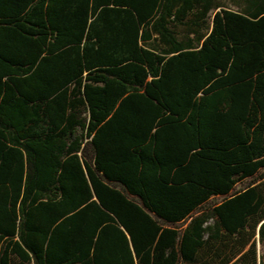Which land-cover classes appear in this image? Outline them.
Instances as JSON below:
<instances>
[{"label":"trees","instance_id":"obj_1","mask_svg":"<svg viewBox=\"0 0 264 264\" xmlns=\"http://www.w3.org/2000/svg\"><path fill=\"white\" fill-rule=\"evenodd\" d=\"M0 264H264V0H0Z\"/></svg>","mask_w":264,"mask_h":264}]
</instances>
